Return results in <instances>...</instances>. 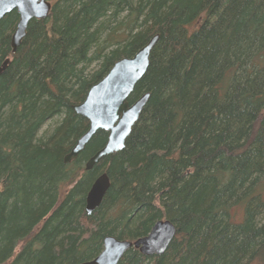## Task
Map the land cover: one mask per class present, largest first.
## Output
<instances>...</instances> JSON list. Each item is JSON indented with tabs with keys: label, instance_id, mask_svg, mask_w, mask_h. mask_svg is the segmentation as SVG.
Listing matches in <instances>:
<instances>
[{
	"label": "trees",
	"instance_id": "trees-1",
	"mask_svg": "<svg viewBox=\"0 0 264 264\" xmlns=\"http://www.w3.org/2000/svg\"><path fill=\"white\" fill-rule=\"evenodd\" d=\"M18 22L0 21V264H82L159 220L176 227L167 251L120 264H264V0H54L13 53ZM156 35L124 149L86 170L100 130L65 163L89 128L74 106Z\"/></svg>",
	"mask_w": 264,
	"mask_h": 264
},
{
	"label": "water",
	"instance_id": "water-1",
	"mask_svg": "<svg viewBox=\"0 0 264 264\" xmlns=\"http://www.w3.org/2000/svg\"><path fill=\"white\" fill-rule=\"evenodd\" d=\"M51 10L52 0H0V21L13 11H17L19 15V22L11 39L13 53H16L25 38L29 23L34 19H47ZM158 39L159 35L152 37L133 57L117 61L90 88L85 100L74 106L75 112L89 121V128L64 157L65 163L77 159L100 130L108 133L107 142L88 158L85 163L86 170H91L104 157L124 149L126 139L140 119L150 94H144L133 103L129 99L137 83L147 72L151 51ZM5 67L6 64L0 69V73ZM109 187L110 179L106 173L95 179L86 196V211L89 215L101 205ZM175 236V225L169 220H159L147 236L134 242L107 236L102 252L94 260L82 264H120L123 256L132 247L139 249L145 256L162 255Z\"/></svg>",
	"mask_w": 264,
	"mask_h": 264
},
{
	"label": "rangeland",
	"instance_id": "rangeland-1",
	"mask_svg": "<svg viewBox=\"0 0 264 264\" xmlns=\"http://www.w3.org/2000/svg\"><path fill=\"white\" fill-rule=\"evenodd\" d=\"M52 2H54V0H52ZM51 123H47L44 128H43V132L49 127ZM241 215V212H238Z\"/></svg>",
	"mask_w": 264,
	"mask_h": 264
},
{
	"label": "bare ground",
	"instance_id": "bare-ground-1",
	"mask_svg": "<svg viewBox=\"0 0 264 264\" xmlns=\"http://www.w3.org/2000/svg\"><path fill=\"white\" fill-rule=\"evenodd\" d=\"M126 58H128V57H126ZM137 122H138V121H137ZM135 125H136V124H135ZM135 125H134V126H135ZM132 130H133V129H132ZM129 136H130V135H129ZM129 136H128V137H129ZM127 139H128V138H127ZM127 139H126V140H127ZM125 143H126V142H125ZM78 157H79V156H78ZM93 260H94V259H93Z\"/></svg>",
	"mask_w": 264,
	"mask_h": 264
}]
</instances>
